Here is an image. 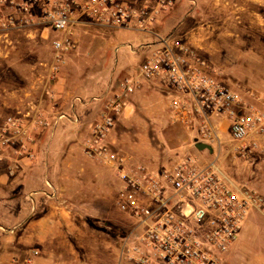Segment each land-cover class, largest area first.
<instances>
[{"label":"built area","instance_id":"2783aa9c","mask_svg":"<svg viewBox=\"0 0 264 264\" xmlns=\"http://www.w3.org/2000/svg\"><path fill=\"white\" fill-rule=\"evenodd\" d=\"M175 3L176 0H0V33L40 26L56 32L50 83L66 64L68 53L76 48L75 36L80 27L97 24L154 35V42L137 47L127 44L143 56L138 68L119 81V94L107 98L74 97L72 106L88 101L101 103L100 112L88 126L84 148L90 157L112 168L122 182L119 202L134 219L123 240V252L129 260L135 264H226L227 253L247 216L254 210L264 213V196L244 186L236 187L215 162L204 164L198 155L180 154L169 166L153 170L131 162L107 140L124 107V98L147 84L170 97L171 116L195 133L194 146L197 142L221 144L222 127L226 125L240 155L264 152V97L245 100L239 91L218 79L215 69L190 43L156 30ZM47 94L54 97L50 89ZM65 119L80 122L77 113L52 114V110L37 104L0 121V160L7 158L8 172L13 174L17 168L15 159L6 157L8 153L34 159L35 151L28 144L35 133Z\"/></svg>","mask_w":264,"mask_h":264},{"label":"rangeland","instance_id":"374dc122","mask_svg":"<svg viewBox=\"0 0 264 264\" xmlns=\"http://www.w3.org/2000/svg\"><path fill=\"white\" fill-rule=\"evenodd\" d=\"M129 1L142 2V0ZM253 9L260 12L259 16H255L253 12L256 11ZM89 25V27L78 28L75 36L76 48L68 53L67 62L63 68L74 79L90 81L91 92L95 96L107 98L111 89H113L112 93L118 91V83L126 74L138 68L143 55L140 50L134 51L127 46L128 43L134 47L139 44L131 39L128 33H124L122 28ZM38 29L34 33L22 32L16 43L18 46L13 51L24 64L18 66V76L22 77V82L20 81L19 84L24 88L33 84L31 95L24 97L23 100L28 104L25 109L37 104L46 103L56 107L62 103V97H49L45 90L46 80L43 82L41 79V85H39L36 78L40 74H44L45 79L48 76L49 65L53 60L52 41L57 35L56 32L44 26ZM156 30L161 34L172 33L190 43L206 64L215 69L218 79L231 89L239 91L245 100L254 101L256 96L264 97V5L259 6L251 0H176L174 6L162 16ZM5 50L9 52V48ZM7 67L0 64V70ZM63 68L58 76L62 74ZM26 76L32 77L29 83L24 79ZM51 84L54 85V82ZM165 93L151 86V95L148 99L155 111L161 114L159 121L161 125L158 124V120L149 117L145 112L144 103H147L144 101L145 96L142 98L137 95L132 96L130 102L116 116L115 124L109 132L110 139L114 142L112 148L124 153L132 161L135 160L132 153L137 155L134 163L142 161L148 163L151 153H158L163 157L164 162L166 159L170 162L180 154L192 152L200 155V161L204 164L215 162L236 187L244 186L264 196V152L240 155L237 144L231 140L229 130L224 124L221 131L222 143L213 146L214 153L210 154L208 150H197L193 145L195 133L172 118L169 110L170 97ZM99 105V110L94 115H90L91 111L81 112L80 123H74L68 119L60 123L71 131L77 141L80 137L82 140L88 132L89 124L101 110L100 102ZM20 110L11 111L5 108L4 118ZM40 131L42 130L36 132L35 136ZM60 131L61 133L58 132L59 135L54 141V148L50 149L54 158L59 157L60 151L63 150L62 129ZM77 152L83 156L82 163L88 170L103 172L110 169L86 153L83 141L81 145H78ZM44 163L46 168V161ZM51 166L50 168L58 167V160ZM73 167L74 164L69 166V168ZM86 179L89 180V178ZM107 198L104 201L109 202V208L76 210L82 214H76V221L82 223L77 225L79 235L74 240L77 247L80 243H90L89 239H85L88 235L87 231H82V227L105 233L108 231L116 243H121L122 237L128 231V223L122 228L116 220H120L122 212L126 215L130 213L121 207L119 196L115 192ZM107 211L115 212L114 221L108 219ZM73 212L75 213V210ZM250 213L242 225L240 236H245L250 244L254 245L255 239L264 236V213L255 210ZM252 249L257 252L256 250H260V247L255 244ZM242 260L249 262L250 252L246 253V257Z\"/></svg>","mask_w":264,"mask_h":264},{"label":"crops","instance_id":"0c3cea01","mask_svg":"<svg viewBox=\"0 0 264 264\" xmlns=\"http://www.w3.org/2000/svg\"><path fill=\"white\" fill-rule=\"evenodd\" d=\"M251 1L256 2L259 6L264 5V0ZM142 2L155 3L156 0H142ZM253 11L256 10L253 9ZM253 13L255 16H259L260 12ZM38 30V28L13 29L0 33V64L1 66H8L6 69L0 70V121L4 119L5 108L11 111L27 108L28 104L23 100L24 97L31 95L33 84L27 88L19 84L22 77L18 76V66L24 64L18 56H15L13 51L18 46L16 43H18L22 32L34 33ZM122 31L128 33L129 37L138 44L155 41L154 35L147 32L124 28ZM5 48H9V52H6ZM10 53L12 54L10 55ZM36 78L39 85H41V79L43 82L47 81L46 92L50 89L55 97H62L61 105L53 109L46 103L40 104L52 110V113L59 111L68 115L77 113L81 122V112L91 111L90 115H94L99 110V103L94 101H88L85 105L76 104L72 106L75 96L86 99L95 96L91 92L90 81L74 79L64 68L62 74L57 76L54 81V85L48 81L49 76H46L45 79L44 74L37 75ZM24 79L29 83L32 77L26 76ZM111 84L113 86V83ZM112 90H110L109 95L119 94V91L116 90L112 93ZM134 95L141 98L145 96L144 101L147 102L144 103L145 112L149 117L158 120V124L161 125L159 122L161 114L156 112L154 106H151L153 104L148 101L149 95H151V86L142 85L128 94L124 98V106L130 102ZM62 121L65 122L66 119ZM61 129L63 150L60 151L59 157L54 158L50 149L53 147L56 137L61 133ZM83 139L84 137L82 140L80 137V142L77 141L71 131L59 123L57 126L40 131L38 135L33 137V141L29 142V147H32L36 154L34 159L15 152L7 154L6 157L11 155L16 161L15 173L10 174L8 172L7 158L0 160V264H135L123 252L124 237H122L121 243H116L108 231L105 233L93 228L83 229L82 227V231H87L88 236L86 237L89 238L85 237V239H89L90 243H80L78 246L80 249H78L74 242L75 237L79 235L77 225L81 223L76 221V214H80L76 210L109 208V202H105L104 199H108V195L114 192L119 196L122 188V182L116 177L112 168L102 172L100 170H88L84 167L83 156L77 152V147L82 144ZM107 140L114 147L110 135ZM197 150L199 149L197 148ZM132 157L136 160L138 156L132 153ZM139 157L141 156L139 155ZM162 158L158 153H151L148 163L143 161L140 163L156 170L163 165L169 166L176 159L174 157L173 161L169 162L166 159L164 162ZM57 160L58 167L50 168ZM135 160L133 161L135 162ZM43 161H46V168H44ZM133 161L131 160V162ZM41 162L43 163L39 164ZM71 164H74L73 168H69ZM114 213L107 211L108 219L113 220ZM119 219L116 220V223L122 225V228L126 227V223H128V230L134 222L133 217L124 212ZM254 242H256L253 243L254 245L257 244L260 247V250H256L257 252L252 249L254 245L250 244L245 236L239 234L237 241L227 253L226 264H264V236L258 237ZM248 252H250V260L244 262L242 258H245Z\"/></svg>","mask_w":264,"mask_h":264},{"label":"water","instance_id":"95a60500","mask_svg":"<svg viewBox=\"0 0 264 264\" xmlns=\"http://www.w3.org/2000/svg\"><path fill=\"white\" fill-rule=\"evenodd\" d=\"M195 146L199 150H208L209 152L214 153V147L210 144L204 142H197Z\"/></svg>","mask_w":264,"mask_h":264}]
</instances>
